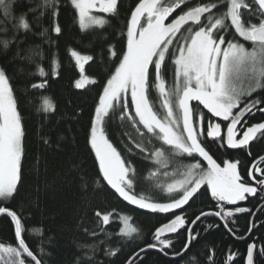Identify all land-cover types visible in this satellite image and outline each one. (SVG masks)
<instances>
[{"label": "snow or ice", "instance_id": "1", "mask_svg": "<svg viewBox=\"0 0 264 264\" xmlns=\"http://www.w3.org/2000/svg\"><path fill=\"white\" fill-rule=\"evenodd\" d=\"M13 3L14 0H0V8L5 11V23L7 16L11 15ZM68 3L75 10L74 19L82 32L90 28H105L110 24L108 17H117L121 6V0H68ZM58 4L59 0L52 4L48 13L50 27L40 35L49 32H54L56 36L62 34V27L56 19L59 16ZM220 6L224 7L223 12ZM177 9H180L179 14L166 23ZM252 18L259 22L253 23ZM13 25H16V20H13ZM18 25L25 30V35L31 31V25L23 15ZM125 29L121 31V36L125 37L123 49L118 50L110 41L104 42L107 49L102 56L105 62L114 60V70L106 76L100 74L99 84L96 78L85 74V65L94 62L93 55L70 50V56L79 70L74 87L83 89L86 85H98L102 89L87 132V142L98 161L99 174L128 204L152 213H173L189 205L190 201L195 203L193 198L204 187L205 192H210L218 210L201 212L191 220V225H195L201 217H219L224 221L225 228L236 236V230L229 227V223H235L232 218L236 214L251 212V209L239 206V202L247 200L248 196H256L258 189L250 186L241 176L238 161L225 160L222 167L206 150L200 137L211 138L219 147L226 145L227 149H247L258 136L264 139V122L247 126L246 119L255 111L264 112V98L244 103L257 89H264V0H214L194 6H189L186 0H139L130 13ZM19 35V31H15V39L6 42L5 47L16 44ZM228 35L232 39H228ZM237 37L243 42H250L251 50ZM53 63L56 64L55 61ZM169 63L174 65L171 90L166 80ZM38 74L41 77L48 75L39 65ZM57 74L54 68L53 75ZM45 84L46 81L33 83L32 88L42 89ZM152 88L158 92L159 107L150 99ZM193 101L198 102L196 107L202 105L211 117L205 120L207 113L201 110L199 119H194ZM117 110L119 119L135 130L129 141L146 159L157 165L166 154L189 160L188 163H184L183 159L165 163V168L172 167L171 173L157 169L149 174V179L159 175L171 177L169 182L161 185L169 194V202H155L136 193V169L122 159L106 133V127L117 115ZM43 111H55L54 104L47 98L43 100ZM212 117L227 122L226 134L222 133L221 123L213 122ZM24 137L22 117L10 79L0 68V202L5 204L18 195ZM153 139L160 144L149 149L147 144H151ZM43 142L49 143L47 139ZM253 167L256 173L264 175V157H260ZM249 176L257 181L260 191H264V179H258L252 171ZM0 215L10 218L17 241L14 246L0 244V264H43V255L34 253L26 242L23 214L0 206ZM95 216L98 224H109L110 214L96 211ZM128 219L123 217L124 227L120 230L123 236H131L137 231L128 226ZM186 224L185 216L176 214L155 230L153 236L156 243L148 244L140 252L157 249L165 256L169 255L165 250L173 247V241L164 237L172 233L183 235L180 230L184 229L187 233L185 243L174 255L187 253L198 233ZM254 227L253 224L248 229L249 234ZM37 232L40 236L44 235L42 230ZM91 235L96 236L95 231ZM237 238L245 237L240 235ZM117 251L105 254L115 256ZM40 253H43L42 248ZM257 256L264 257V248H258L253 241L247 246L246 264H256ZM192 259L195 261V257ZM233 259L230 254L228 261ZM77 264H94V261L88 256L87 260L77 261Z\"/></svg>", "mask_w": 264, "mask_h": 264}, {"label": "trees", "instance_id": "2", "mask_svg": "<svg viewBox=\"0 0 264 264\" xmlns=\"http://www.w3.org/2000/svg\"><path fill=\"white\" fill-rule=\"evenodd\" d=\"M54 2L14 0L7 23L5 11L0 8V68L6 71L10 79L25 131L18 195L6 204L0 202V206L23 214L28 246L38 256L43 255V264H77V261L87 260L88 256L92 257L94 264H128L130 260L132 264H245L249 243L255 241L258 248H264V191H260V187L256 196L247 198L240 205L251 209V212L232 218L235 223H229V227L236 230L237 235L234 236L219 217H201L195 225H191V220L201 212L218 210L215 201L211 200L210 192H205L204 187L200 190L203 194L198 193V198H193L195 203L189 202L190 206L185 205L173 213H152L128 204L99 174V164L87 142V132L102 89L98 85H88L83 89L74 87L75 80L79 78V70L70 56V50H76L82 55H93L94 62L86 64L85 74L96 78L99 84L100 74L106 76L114 70V60L108 59L105 62L102 56V52L107 49L104 42L110 41L118 50L125 47V37L121 36V31L126 30L130 13L139 0H121L119 15L108 17L109 25L103 29L90 28L86 32L79 29L74 19L75 10L68 0H59V16L56 19L62 27V34L56 36L54 32H49L42 36L40 33L50 27L51 17L48 13ZM186 2L194 6L214 0ZM220 11H224L223 6H220ZM179 12L180 9H177L167 22ZM22 15L31 25V31L26 35L25 30L18 25ZM13 20H16V25H13ZM252 22L259 21L252 18ZM17 30L20 33L18 42L6 48L5 43L15 39L14 32ZM227 38L232 39V36L228 35ZM237 39L243 42L242 38ZM243 43L251 49L250 42ZM38 65L44 68L47 76H39ZM54 68L58 73L55 76ZM166 80L171 90L174 83V65L171 63ZM44 81V88H32L33 83ZM45 98L54 104L55 111H43ZM261 98H264V89H259L248 101ZM150 99L159 107V95L155 88L150 90ZM197 103H193L196 114L194 119H199L201 110L207 113L202 105L196 107ZM208 117H211L210 113H207L205 120ZM246 119L247 126L264 122V112L255 111ZM211 120L221 123L222 133L226 134L227 122L215 117ZM106 133L122 159L135 167L136 193L155 202H169V194L161 185L169 182L171 177L159 175L149 179V174L157 169L171 173L172 167L165 168V163L182 159L188 163L189 160L166 154L157 165L146 159L129 141V136L134 135L135 130L119 119L118 110L117 115L108 123ZM45 139L49 141L48 144L43 142ZM200 139L222 167L225 160L238 161L241 176L248 184H252L249 172L258 164L259 158L264 157V139L258 136L247 149L239 150L227 149L226 145L219 147L206 136ZM159 144V141L153 139L147 146L151 149L153 145ZM204 164L206 166V162ZM96 211L110 214L108 225L97 223ZM176 214L184 215L188 221L186 227H192L198 233L189 251L182 256L174 255L175 251L182 249L186 240L187 233L181 229L183 235L172 233L164 237L173 241V247L165 250L169 255L165 256L157 249L140 252L148 244L156 243L153 236L155 230L168 223ZM125 216L130 219L131 226L137 229L131 236L120 234L123 228L122 217ZM210 224L211 228L208 227ZM253 224L255 227L249 234L248 229ZM38 229L43 231V236L38 234ZM92 231H95L96 236L91 235ZM240 235L245 238L238 239ZM16 243L10 218L0 215V244L14 246ZM41 248L43 253H40ZM111 250H118L117 254H105ZM230 254L234 257L232 261H228ZM256 264H264V257L257 256Z\"/></svg>", "mask_w": 264, "mask_h": 264}, {"label": "flooded vegetation", "instance_id": "3", "mask_svg": "<svg viewBox=\"0 0 264 264\" xmlns=\"http://www.w3.org/2000/svg\"><path fill=\"white\" fill-rule=\"evenodd\" d=\"M246 118H247V117H246ZM242 123H243V121H242ZM238 128H239V125H238ZM238 137H239V136H238ZM230 150H239V149H230ZM251 171L253 172L254 175L257 176L258 179H264V176H263V175H260V174H258V173H256L255 170H254V168H252ZM250 179H251L252 184H249V185H250V186H253V187H257V189H259L260 186L258 185L257 181H256V180H253L252 177H250ZM257 193H258V192H257ZM252 197H254V196H248V198H252ZM243 202H244V201H243ZM241 203H242V202L239 203V206L241 205ZM234 207H235V206H231V208H234ZM240 215H241V214H236V216H234L233 218L238 217V216H240Z\"/></svg>", "mask_w": 264, "mask_h": 264}, {"label": "rangeland", "instance_id": "4", "mask_svg": "<svg viewBox=\"0 0 264 264\" xmlns=\"http://www.w3.org/2000/svg\"><path fill=\"white\" fill-rule=\"evenodd\" d=\"M166 23H167V21H166ZM249 50H251V49H249ZM85 66H86V65H85ZM87 86H88V85H86L85 88H86ZM258 90H259V89H257V90L252 94V96H253ZM252 96H251V97H252ZM249 98H250V97H249ZM249 98H247V100H245L244 103H247ZM193 103H197V102H195V101L191 102L192 105H193ZM241 106H243V104H242ZM219 119H220V118H219ZM239 138H240V137H237V139H239ZM241 202H243V201H241ZM239 203H240V202H239ZM144 210H146V209H144ZM176 210H177V209H176ZM146 211H148V210H146ZM174 211H175V210H174ZM122 220H123V217H122ZM128 226H129V227H132V226H131V223H130V219H128ZM123 227H124V222H123Z\"/></svg>", "mask_w": 264, "mask_h": 264}, {"label": "water", "instance_id": "5", "mask_svg": "<svg viewBox=\"0 0 264 264\" xmlns=\"http://www.w3.org/2000/svg\"><path fill=\"white\" fill-rule=\"evenodd\" d=\"M169 234H166V236L165 237H167ZM245 264H246V261H245Z\"/></svg>", "mask_w": 264, "mask_h": 264}]
</instances>
